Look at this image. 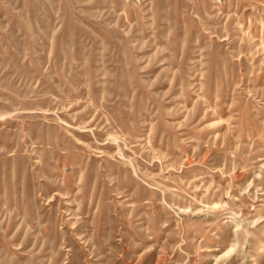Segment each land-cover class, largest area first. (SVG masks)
I'll list each match as a JSON object with an SVG mask.
<instances>
[{"label":"rangeland","instance_id":"obj_1","mask_svg":"<svg viewBox=\"0 0 264 264\" xmlns=\"http://www.w3.org/2000/svg\"><path fill=\"white\" fill-rule=\"evenodd\" d=\"M0 264H264V0H0Z\"/></svg>","mask_w":264,"mask_h":264}]
</instances>
